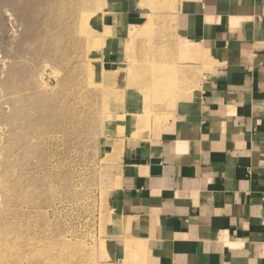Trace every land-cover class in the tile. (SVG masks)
I'll use <instances>...</instances> for the list:
<instances>
[{
	"label": "rangeland",
	"instance_id": "rangeland-1",
	"mask_svg": "<svg viewBox=\"0 0 264 264\" xmlns=\"http://www.w3.org/2000/svg\"><path fill=\"white\" fill-rule=\"evenodd\" d=\"M120 1L0 0V264H134L111 238L127 140L162 133L207 59L179 0Z\"/></svg>",
	"mask_w": 264,
	"mask_h": 264
},
{
	"label": "crops",
	"instance_id": "crops-1",
	"mask_svg": "<svg viewBox=\"0 0 264 264\" xmlns=\"http://www.w3.org/2000/svg\"><path fill=\"white\" fill-rule=\"evenodd\" d=\"M175 21L207 70L162 133L127 140L111 238L134 264H264V0H179Z\"/></svg>",
	"mask_w": 264,
	"mask_h": 264
},
{
	"label": "bare ground",
	"instance_id": "bare-ground-1",
	"mask_svg": "<svg viewBox=\"0 0 264 264\" xmlns=\"http://www.w3.org/2000/svg\"><path fill=\"white\" fill-rule=\"evenodd\" d=\"M77 14H78V17H77L78 18V23L80 24L81 30L83 29L82 31H85L87 33L91 32L92 26H88V24H87V22H88L87 18H88V15H89L88 9L86 11L80 10L79 13L77 12ZM144 60H146V58H145V56H142L141 58H138L137 63H140L139 61H144ZM140 66H142V65H136L134 67L133 71H135L137 79L139 77H142V80H145L144 79L145 78V74L143 75V71H140V72L138 71V68ZM134 122H135V120H133V123Z\"/></svg>",
	"mask_w": 264,
	"mask_h": 264
}]
</instances>
